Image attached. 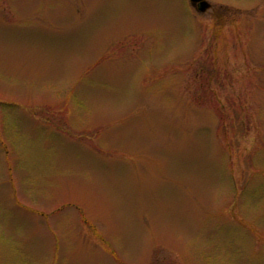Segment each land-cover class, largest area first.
Returning a JSON list of instances; mask_svg holds the SVG:
<instances>
[{
	"label": "rangeland",
	"instance_id": "374dc122",
	"mask_svg": "<svg viewBox=\"0 0 264 264\" xmlns=\"http://www.w3.org/2000/svg\"><path fill=\"white\" fill-rule=\"evenodd\" d=\"M0 0V264H264V0Z\"/></svg>",
	"mask_w": 264,
	"mask_h": 264
},
{
	"label": "water",
	"instance_id": "95a60500",
	"mask_svg": "<svg viewBox=\"0 0 264 264\" xmlns=\"http://www.w3.org/2000/svg\"><path fill=\"white\" fill-rule=\"evenodd\" d=\"M193 6L197 7L198 12L204 13L206 12L210 7L211 4L207 0H190Z\"/></svg>",
	"mask_w": 264,
	"mask_h": 264
}]
</instances>
